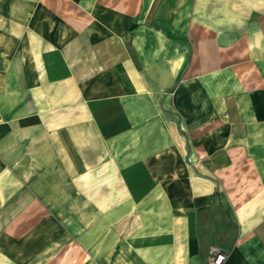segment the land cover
Listing matches in <instances>:
<instances>
[{
  "label": "crops",
  "instance_id": "0c3cea01",
  "mask_svg": "<svg viewBox=\"0 0 264 264\" xmlns=\"http://www.w3.org/2000/svg\"><path fill=\"white\" fill-rule=\"evenodd\" d=\"M246 154L263 204L264 0H0V264H264Z\"/></svg>",
  "mask_w": 264,
  "mask_h": 264
},
{
  "label": "rangeland",
  "instance_id": "374dc122",
  "mask_svg": "<svg viewBox=\"0 0 264 264\" xmlns=\"http://www.w3.org/2000/svg\"><path fill=\"white\" fill-rule=\"evenodd\" d=\"M242 162L243 159H238L236 162H231V167L228 169V174L219 175L221 179L214 177L215 201L212 208L213 210H211L213 213L211 219L214 225H223L224 229L221 233H215L213 242L216 243L215 245L224 247L226 249L230 246L232 247L237 241L236 220L231 221L232 219H230V221H227V215H236V211L238 210L239 206L241 207L240 212L247 211L248 209L253 212L254 210L256 211L257 209L264 206V203L259 204V202L254 200L255 194L259 188L255 184V176L247 154L245 157V166H247V170L242 168ZM221 197L229 202V205L231 204L230 207L228 205L222 206L220 204L219 198ZM256 226H258L261 232L264 234V219H259ZM258 237L260 236L256 235L254 231H252L250 234H247V238L251 243L254 240H262L264 242V237ZM72 258L73 257L71 256L69 262H72ZM72 264H77V260L75 259Z\"/></svg>",
  "mask_w": 264,
  "mask_h": 264
},
{
  "label": "built area",
  "instance_id": "2783aa9c",
  "mask_svg": "<svg viewBox=\"0 0 264 264\" xmlns=\"http://www.w3.org/2000/svg\"><path fill=\"white\" fill-rule=\"evenodd\" d=\"M227 254L220 248H211L207 264H224Z\"/></svg>",
  "mask_w": 264,
  "mask_h": 264
}]
</instances>
